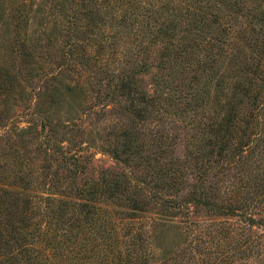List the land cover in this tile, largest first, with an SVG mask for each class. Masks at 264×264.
Here are the masks:
<instances>
[{
	"label": "trees",
	"instance_id": "16d2710c",
	"mask_svg": "<svg viewBox=\"0 0 264 264\" xmlns=\"http://www.w3.org/2000/svg\"><path fill=\"white\" fill-rule=\"evenodd\" d=\"M13 1L17 20L28 24L32 19L49 43H65L61 61L67 63V58L80 54L84 58L96 46L88 59L95 67L101 64V54L107 61L132 64L131 72L112 83L113 90L108 83L104 99L112 105L129 109L140 120L151 110L167 115L172 110L188 119L193 133L189 157L168 163L163 162L169 147L164 136L148 150L151 147L137 145L132 134H116L115 144L100 150L122 168H106L97 181L81 184L79 179L94 159L89 155L91 147H77L72 153L58 143L61 134L75 124L59 127L52 125L48 112L40 117L31 114V122L42 124L41 130H34L40 141L38 151L44 161L55 164L48 166L50 175L45 174V178L51 176L46 192L40 191L46 196L37 193L38 177L25 170L29 165L21 157L13 176H1L0 264H264V0H154L157 5L146 3L140 10L158 6L166 9V15L148 16L150 21L142 30L139 25L145 14L126 10L136 2L123 0L124 12L116 10L109 18L87 11L92 36L77 29H68L65 35L47 30V20L57 22L55 13L64 14L68 0L45 13L38 8L31 17L25 8L28 0ZM101 1L109 9L120 7L112 5L116 0ZM98 2L86 3L101 6ZM104 19L108 21L103 23ZM109 39L123 43L125 51L119 54ZM36 49L34 43H15L11 53L26 62L32 58L53 63L49 54H35ZM108 49L113 52L105 54ZM154 53L157 61H150ZM44 70L56 74L54 79L62 72L47 66ZM152 70L155 89L144 92L139 78ZM11 82L15 90L17 77H11ZM51 85H45L43 97L55 93L48 94ZM34 127L32 123L19 129V135ZM133 158L146 162L153 180L135 179L125 169ZM229 173L239 185L228 201L217 202L216 194L209 193L210 179ZM189 176L200 184L198 190L175 198L187 187ZM105 202L123 210L110 211L101 205ZM187 206L202 207L235 222L223 221L205 230L191 221L175 222ZM148 213L160 217H148Z\"/></svg>",
	"mask_w": 264,
	"mask_h": 264
},
{
	"label": "rangeland",
	"instance_id": "374dc122",
	"mask_svg": "<svg viewBox=\"0 0 264 264\" xmlns=\"http://www.w3.org/2000/svg\"><path fill=\"white\" fill-rule=\"evenodd\" d=\"M63 0H28L25 5L30 12V17L33 15L38 8H43V13L48 11L55 4L62 3ZM68 0L62 11H56L55 18L57 16V22H53V18H49L47 30L52 32L57 29V33L65 35L68 29L72 31L87 32L91 36V28L86 25L87 11H96L97 15L100 14L103 18L110 17L113 12L119 11L124 12L130 9H136L135 12L145 14L141 29L147 28L148 16H154L155 14L166 15V9L158 6L152 7L145 11L139 8L140 5L155 4L156 1L151 0H127L136 2V5L130 4L126 8L122 7L123 0H116L112 5L115 7L109 9L107 5L102 4L101 6H90L87 1L91 0ZM93 1V0H92ZM104 1V0H103ZM158 3H156L157 5ZM13 0H0V179L2 177L13 176L18 171L16 164L19 162L18 157L23 158L24 161L29 165L25 170L27 172L34 173V177L37 178V193L41 196H46L40 191L46 192L48 183L51 180V176L45 178V174L49 169L51 163L50 160L44 161L42 154L39 153V139L36 128L41 130V122L30 121V115L37 113L39 115H45L46 112L53 118V124L61 127V124L67 126H74L73 129L66 131L61 134V138L58 143H61L64 148L71 150L74 153L77 151V147H91L89 155L92 160V164L86 168V174L79 179V182L92 183L102 177V171L106 168L113 170H120V167L115 161H113L108 154L105 155L100 149L111 147L116 142V136L121 134L123 131L132 134L135 137V143L137 145H144V149H147L154 144H157V140L160 135L165 137L166 148L164 153L163 162H170L171 160L180 159L185 160L189 157L191 148V136L192 130L188 125V119L175 115L174 111H170V114L156 113L151 110V113L147 112L148 117L145 120L136 119L134 113L129 109H124L119 106H114L109 100L104 99L107 95L108 83L112 87V83L118 81L117 77L121 74L131 72L133 66L127 67L124 61L117 62L113 60H105L100 55L99 67L95 62L88 60L89 54L92 56L98 47L92 46L93 48L88 49V54L82 57L67 58L65 63L60 60L61 48L65 43H49L46 39V35L40 32V27L37 22L29 20L28 24L23 21L17 20V10ZM52 12V10H51ZM132 12V11H131ZM62 13V14H60ZM133 13V12H132ZM27 14L25 13V16ZM29 15V14H28ZM27 15V16H28ZM134 16V14L132 15ZM76 21V24H71ZM107 19L103 20V23L107 22ZM54 23L59 27L55 28ZM110 29V28H108ZM137 30V28H135ZM46 33H49L48 31ZM106 30V36L108 34ZM39 39V43H37ZM66 41L67 38H63ZM27 43L29 46L34 43L37 47L35 54H43V52L49 54L50 61L53 63L47 64L44 61L34 62V60L28 59L23 61V57L14 56L11 53V47L15 43ZM29 42V43H28ZM109 43L116 45L117 52L125 51L123 43L117 45L116 39H109ZM45 47V49L40 48ZM113 48V46H112ZM21 50V49H20ZM68 49H65L67 52ZM77 52H81V47H78ZM113 49H108L104 53H112ZM33 53V51H32ZM154 58L150 61H157V53H154ZM103 59V60H101ZM23 61V63H22ZM60 62V64H59ZM154 63V62H153ZM63 65V66H62ZM50 68L52 72L61 70V74L45 73L44 67ZM60 66V67H59ZM155 70L150 73L141 76L139 83V89L144 92L154 90V78L152 77ZM17 77V82H14L15 90L12 88L11 77ZM101 78V80H98ZM53 81V82H52ZM58 88V91H53V86ZM50 86V92H55L50 96L53 99V103H50V96L45 98L40 94L44 93L43 88ZM72 88L76 90L71 93ZM114 88L112 87L111 90ZM163 91V90H162ZM117 99V98H116ZM118 100V99H117ZM124 103V102H123ZM122 103V104H123ZM76 109V111H73ZM73 111V112H71ZM71 112V113H70ZM40 117V116H39ZM57 121V122H55ZM70 121L72 122L70 124ZM32 123H35L34 129L26 131L19 135L18 130L27 128ZM17 129H13V127ZM36 129V130H37ZM117 134V135H116ZM116 135V136H114ZM71 141V145L68 144L67 140ZM155 147H151L148 150H153ZM84 156V155H83ZM84 160V157L80 161ZM172 162V161H171ZM154 161H150V165H155ZM47 166V168H46ZM127 171L134 173L135 179L145 178L148 181L153 180L154 173L146 166V162L142 159L133 158L129 165H125ZM66 171L62 175H65ZM226 177H219L210 179L209 183H212V189H209L210 195L215 193L218 197L217 202H226L232 197V191L235 186L239 185L236 178L232 173ZM133 176V177H134ZM68 181L65 182V184ZM47 183V186H44ZM200 184L195 178H187V187L179 195L174 196L186 197L191 191L198 190ZM152 187V186H151ZM207 189V188H206ZM168 194V192H163ZM103 207L108 208L110 211L123 210L122 208L116 207L110 202L101 204ZM188 209V212L187 210ZM155 212H158L156 210ZM160 213V212H159ZM148 217H160L159 214L148 213ZM175 222L191 221L198 224L200 229H213L212 224H218L223 221L235 222V218L228 216L211 215L206 209L202 207L194 208L187 206L182 209V214L178 218L174 219ZM220 229L219 226L215 227ZM202 231V230H201Z\"/></svg>",
	"mask_w": 264,
	"mask_h": 264
}]
</instances>
